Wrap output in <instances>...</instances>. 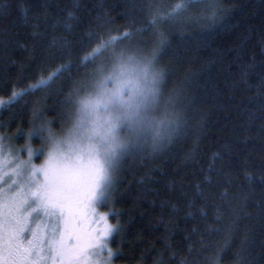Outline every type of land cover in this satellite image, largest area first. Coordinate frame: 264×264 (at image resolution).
<instances>
[{
  "label": "trees",
  "instance_id": "16d2710c",
  "mask_svg": "<svg viewBox=\"0 0 264 264\" xmlns=\"http://www.w3.org/2000/svg\"><path fill=\"white\" fill-rule=\"evenodd\" d=\"M0 5L2 157L39 163L35 131L67 124L99 66L159 46L156 115L181 123L163 151L137 145L117 166L99 208L117 228L113 262L264 264V0Z\"/></svg>",
  "mask_w": 264,
  "mask_h": 264
},
{
  "label": "clouds",
  "instance_id": "9594fccd",
  "mask_svg": "<svg viewBox=\"0 0 264 264\" xmlns=\"http://www.w3.org/2000/svg\"><path fill=\"white\" fill-rule=\"evenodd\" d=\"M159 46L150 54L121 53L108 67L97 68L92 90L79 95L75 110L60 129L45 122L34 136L41 143L36 165L69 208L81 214L111 181L119 162L140 145L163 151L181 123L156 115L167 69L158 64ZM167 140V144L164 141Z\"/></svg>",
  "mask_w": 264,
  "mask_h": 264
},
{
  "label": "snow or ice",
  "instance_id": "6c2138e0",
  "mask_svg": "<svg viewBox=\"0 0 264 264\" xmlns=\"http://www.w3.org/2000/svg\"><path fill=\"white\" fill-rule=\"evenodd\" d=\"M52 78L34 87L47 86ZM23 94L13 93V99ZM12 184L15 188L0 189V264H111L108 240L117 228L108 214L96 211L97 204L106 206L111 181L83 214L72 209L71 220L69 208L36 166L28 168L24 182Z\"/></svg>",
  "mask_w": 264,
  "mask_h": 264
},
{
  "label": "rangeland",
  "instance_id": "374dc122",
  "mask_svg": "<svg viewBox=\"0 0 264 264\" xmlns=\"http://www.w3.org/2000/svg\"><path fill=\"white\" fill-rule=\"evenodd\" d=\"M121 53H126L125 49H119V51L114 53L113 59H114L115 56H117V55H119ZM113 59H112L111 63L113 62ZM110 64L101 65V66L106 68ZM95 79H96V77L94 78L93 82L88 84L89 88L90 87L92 88V85H93ZM2 148H3V150H5L6 146H5V144L3 145V142L1 140V143H0V155H1L0 156V180L5 179L6 177H11V178H8V180H6L5 182L0 181V189L8 188L9 185H12V187L15 188L16 185L12 184V181L16 180L17 183L24 182V178L28 175V168L30 166H33V165L36 166L37 164L36 165L33 164V154L31 155V158L29 157V154H28L26 160H22V161H16V160L13 161L12 158L9 155L2 157V155H5V153H3ZM6 149L7 150H5V151L9 150L8 147ZM18 165L20 166L19 168H17ZM106 184L102 185L101 188L98 189V191H97L98 197H99L100 192L104 189ZM99 208H100V204H97L96 205V211H97L98 215H100V214H108V213L102 212L101 210H99ZM108 222H109L110 225H112V223L109 221V218H108ZM112 235L109 237V240H108V248L109 249H110V239H111ZM103 258L107 259V256L105 255ZM94 259H96V258L94 257ZM111 264H115L113 262V257L111 259Z\"/></svg>",
  "mask_w": 264,
  "mask_h": 264
}]
</instances>
